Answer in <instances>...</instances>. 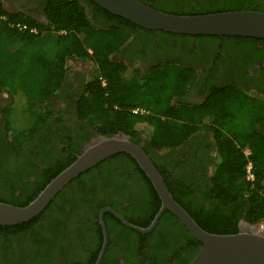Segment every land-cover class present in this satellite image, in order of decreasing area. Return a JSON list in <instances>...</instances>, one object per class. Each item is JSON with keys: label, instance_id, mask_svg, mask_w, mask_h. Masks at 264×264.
Instances as JSON below:
<instances>
[{"label": "trees", "instance_id": "trees-1", "mask_svg": "<svg viewBox=\"0 0 264 264\" xmlns=\"http://www.w3.org/2000/svg\"><path fill=\"white\" fill-rule=\"evenodd\" d=\"M86 1L116 24L107 30L93 27L79 0H44L47 24H40L26 17L12 16L0 6V92H5L11 97V107L5 114L10 147L18 152L24 142L31 141L45 126L52 116V102L58 96L68 62L73 59L85 61L91 65V75L76 102V116L82 123L89 125L100 137L127 135L135 144H138L136 139L139 134L135 125L144 124L149 128L148 145L155 153L177 148L198 131L199 123H203L214 135L218 153L208 185L207 198L220 208L237 209L244 206L239 219L249 225L264 221V137L257 130V125L264 123V103L255 102L235 88H213L209 99L201 106L188 108L178 104L177 97L183 95L190 86L191 72L168 66L155 67L143 77L128 71L127 67L113 60L112 56L129 37L126 26H137L112 15L89 0ZM137 1L147 5V0ZM252 6H256L253 11L264 13V9L256 0H195L194 5L185 8L191 13H167L188 16L252 11ZM8 22L24 23L29 28H35L37 33L11 28ZM166 34L182 38L192 37ZM194 38L211 42L213 39L240 37ZM241 38L248 42L264 41L258 38ZM100 78L105 80V85ZM136 107L149 111L147 114H134L131 110ZM18 116L25 123L21 128L15 127V119H19ZM245 148L251 151L249 159L252 163L253 180L246 179L247 161L242 152ZM149 158L162 176L173 199L204 231L217 235L239 232L235 217L228 218L214 208L204 212H195L188 208L179 198L178 189L169 184L154 157ZM74 160L75 157L53 171L30 196L11 195V202L4 203L18 207L27 205L51 179ZM107 163L130 167L142 180L143 187L152 197L153 212L146 222L140 224L125 218L130 224L140 228L147 227L160 208V200L136 162L129 155L118 153L73 179L38 216L15 226H0V232L6 236H25L29 239L36 237V243L41 235H54L59 220L71 214L76 197H81L78 188L76 191L72 190L73 184L97 169L102 170ZM106 217L103 216L105 223ZM162 221L168 223L170 231L155 241L154 249L160 251L165 258L161 262L156 260V264L166 263L163 261H166L171 251L170 245L174 242H184L187 247V260L184 264H189L201 243L196 241L168 210L160 217L156 232ZM121 227L125 234L134 237L132 244L135 247L144 236L150 235L141 234L122 225ZM155 230L151 234L155 233ZM95 235L102 240L101 232ZM107 235L110 238L109 232ZM150 250L153 251L151 247ZM97 253L91 256L90 264H94ZM144 255L148 257L146 251ZM106 257L107 252L103 259ZM123 264L130 262L123 259Z\"/></svg>", "mask_w": 264, "mask_h": 264}, {"label": "flooded vegetation", "instance_id": "flooded-vegetation-1", "mask_svg": "<svg viewBox=\"0 0 264 264\" xmlns=\"http://www.w3.org/2000/svg\"><path fill=\"white\" fill-rule=\"evenodd\" d=\"M79 1L93 27L107 30L116 24L86 0ZM256 1L264 9V0ZM43 3L44 0H0L4 12L47 24ZM194 3L195 0L146 1L149 7L166 13H191L185 8ZM255 9L256 6L251 7L252 11ZM126 30H129V37L112 59L127 67L128 71L143 77L155 67L168 66L191 72L190 86L177 97L178 104L188 108L201 106L209 99L213 88H235L255 102L264 103V41L248 42L240 37L208 42L194 37L145 31L138 26H126ZM68 63L58 96L52 102L51 118L31 141L22 144L18 152L9 145L5 116L11 107V97L0 92V201L3 203L11 202V195L30 196L53 171L76 158L88 143L100 137L76 116V102L91 75V65L74 59ZM100 79L105 85V80ZM135 110L134 114H147L149 111L136 107L131 112ZM197 127L198 131L180 146L164 152L155 153L148 145L147 126L139 131L136 141L148 157H154L188 208L195 212L214 208L228 218L235 217L240 230L242 220L239 218L244 206L220 208L207 198L208 185L218 159L217 142L208 126L199 123ZM257 130L264 137L263 122L257 125ZM242 152L251 153L248 148ZM77 188L81 197H76L71 214L59 220L54 235H41L36 243V237L6 236L0 232V264L92 263L93 254L98 251V256L103 243L100 213L102 221L103 216H107L103 224L110 238L107 235L103 254L104 257L107 252V257H102L99 264H123V259L129 260L130 264H156V260L161 262L165 259L154 246L158 237L170 231L166 221L160 222L156 232L157 222L152 230L155 233L144 234L147 236L135 247L132 244L134 237L125 234L121 225L127 227L107 211L110 209L125 221L128 218L138 224L150 218L153 200L134 169L107 163L102 170L97 169L76 181L72 190ZM99 232L101 241L95 235ZM170 246L171 251L163 264H184L187 260L184 242H174Z\"/></svg>", "mask_w": 264, "mask_h": 264}, {"label": "water", "instance_id": "water-1", "mask_svg": "<svg viewBox=\"0 0 264 264\" xmlns=\"http://www.w3.org/2000/svg\"><path fill=\"white\" fill-rule=\"evenodd\" d=\"M112 15L150 31L186 36L248 37L264 39V13L227 11L201 15H173L155 10L137 0H89ZM129 155L150 181L160 200V208L150 224L140 228L108 209L123 225L141 234L150 233L168 210L201 247L189 264H264V232L258 225L241 222L236 234L217 235L204 231L173 199L163 178L143 149L127 135L98 137L88 143L75 160L58 173L25 206L0 202V226H15L38 216L54 197L73 179L100 162L118 154ZM103 243L94 264H99L107 244V234L99 214Z\"/></svg>", "mask_w": 264, "mask_h": 264}, {"label": "built area", "instance_id": "built-area-1", "mask_svg": "<svg viewBox=\"0 0 264 264\" xmlns=\"http://www.w3.org/2000/svg\"><path fill=\"white\" fill-rule=\"evenodd\" d=\"M2 19L5 20L4 17H2ZM8 26H10L11 28H16L18 30H27V31H29L30 33H33V34L37 33L35 28H29L26 24L20 23V22H8ZM133 113H136V110ZM244 157H245V160L247 161V164H246V167H245L246 179L247 180H253L254 176H253V173H252V163H251V161L249 159L250 155L248 154V152L244 153ZM257 225H258V229L261 232H264V221L260 222Z\"/></svg>", "mask_w": 264, "mask_h": 264}, {"label": "rangeland", "instance_id": "rangeland-1", "mask_svg": "<svg viewBox=\"0 0 264 264\" xmlns=\"http://www.w3.org/2000/svg\"><path fill=\"white\" fill-rule=\"evenodd\" d=\"M18 118L19 119H15V122H16L15 127L21 128L24 126L25 123L23 122V120L19 116H18ZM145 127H146V125L140 124V123L135 125V129L138 131L145 129Z\"/></svg>", "mask_w": 264, "mask_h": 264}]
</instances>
